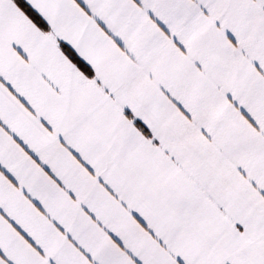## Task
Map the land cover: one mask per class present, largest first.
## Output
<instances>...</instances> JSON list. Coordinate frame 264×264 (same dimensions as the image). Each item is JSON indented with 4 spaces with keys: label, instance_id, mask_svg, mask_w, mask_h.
I'll use <instances>...</instances> for the list:
<instances>
[{
    "label": "snow or ice",
    "instance_id": "obj_1",
    "mask_svg": "<svg viewBox=\"0 0 264 264\" xmlns=\"http://www.w3.org/2000/svg\"><path fill=\"white\" fill-rule=\"evenodd\" d=\"M0 264H264V0H0Z\"/></svg>",
    "mask_w": 264,
    "mask_h": 264
}]
</instances>
